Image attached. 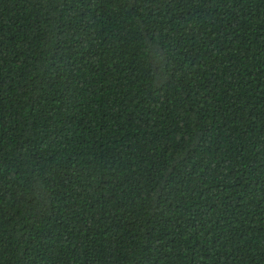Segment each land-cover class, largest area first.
Listing matches in <instances>:
<instances>
[{"label": "trees", "instance_id": "trees-1", "mask_svg": "<svg viewBox=\"0 0 264 264\" xmlns=\"http://www.w3.org/2000/svg\"><path fill=\"white\" fill-rule=\"evenodd\" d=\"M0 264H264V0H0Z\"/></svg>", "mask_w": 264, "mask_h": 264}]
</instances>
